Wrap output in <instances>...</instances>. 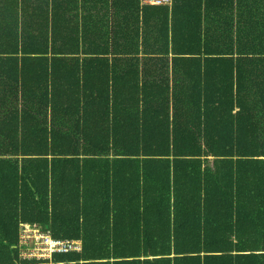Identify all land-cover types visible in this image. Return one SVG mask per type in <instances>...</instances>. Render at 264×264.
Segmentation results:
<instances>
[{
	"label": "trees",
	"instance_id": "16d2710c",
	"mask_svg": "<svg viewBox=\"0 0 264 264\" xmlns=\"http://www.w3.org/2000/svg\"><path fill=\"white\" fill-rule=\"evenodd\" d=\"M0 264H264V0H0Z\"/></svg>",
	"mask_w": 264,
	"mask_h": 264
},
{
	"label": "built area",
	"instance_id": "2783aa9c",
	"mask_svg": "<svg viewBox=\"0 0 264 264\" xmlns=\"http://www.w3.org/2000/svg\"><path fill=\"white\" fill-rule=\"evenodd\" d=\"M144 5H171L172 0H143ZM22 256L37 258H51L53 253H68L81 251L80 240L54 239L48 228L38 224H22L20 243Z\"/></svg>",
	"mask_w": 264,
	"mask_h": 264
},
{
	"label": "crops",
	"instance_id": "0c3cea01",
	"mask_svg": "<svg viewBox=\"0 0 264 264\" xmlns=\"http://www.w3.org/2000/svg\"><path fill=\"white\" fill-rule=\"evenodd\" d=\"M172 2H173V0H172ZM141 4L143 5V6H145L144 4H143V0H141ZM172 6V4L169 6V7H171ZM111 21V20H110Z\"/></svg>",
	"mask_w": 264,
	"mask_h": 264
},
{
	"label": "rangeland",
	"instance_id": "374dc122",
	"mask_svg": "<svg viewBox=\"0 0 264 264\" xmlns=\"http://www.w3.org/2000/svg\"><path fill=\"white\" fill-rule=\"evenodd\" d=\"M44 228H48V227H45V226H43ZM62 240H72V239H62ZM76 252H78V251H76Z\"/></svg>",
	"mask_w": 264,
	"mask_h": 264
}]
</instances>
